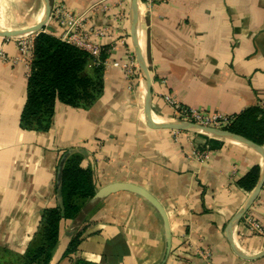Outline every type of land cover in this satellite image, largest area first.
I'll list each match as a JSON object with an SVG mask.
<instances>
[{
  "label": "crops",
  "instance_id": "obj_1",
  "mask_svg": "<svg viewBox=\"0 0 264 264\" xmlns=\"http://www.w3.org/2000/svg\"><path fill=\"white\" fill-rule=\"evenodd\" d=\"M60 1L73 12L100 4L88 17L106 29L92 37L108 52L103 89L88 107L58 101L48 130L25 129L26 65L0 58V250L21 256L38 237L44 211L62 204L60 163L77 154L81 166L93 171L96 189L129 181L158 197L169 216L171 248L158 209L137 192L119 190L80 199L76 217L61 221L49 264H73L78 257L95 264H208L198 249L211 251L209 264H264V255L254 257L264 251V235L247 222L250 216L264 224V185L227 234L255 188L238 180L258 165L259 182L263 153L235 138L149 126L140 67L130 78L113 65L136 54L131 0ZM102 3L110 7L104 10ZM45 9L44 0H0V28L33 26ZM44 29L57 36L62 31L53 20ZM137 30L156 121L173 120L165 94L209 112L235 114L258 105L264 93V0L151 6L140 0ZM0 49L10 59L19 55L17 41L1 35ZM193 146L210 149V157L198 160ZM78 234V250L68 252Z\"/></svg>",
  "mask_w": 264,
  "mask_h": 264
},
{
  "label": "trees",
  "instance_id": "obj_2",
  "mask_svg": "<svg viewBox=\"0 0 264 264\" xmlns=\"http://www.w3.org/2000/svg\"><path fill=\"white\" fill-rule=\"evenodd\" d=\"M108 52L102 48L101 59ZM104 64H95L91 54L59 36L40 30L34 42L31 72L28 76V95L21 114V126L29 130H48L52 125L56 103L62 101L74 107H88L103 89ZM233 132L264 144V109L258 105L235 113L227 126ZM198 148L203 149L198 146ZM60 179L61 206L44 211L39 235L25 253L17 257L28 258L26 264L38 261L49 264L60 239L61 221L74 218L80 211V199L92 197L97 189L94 173L80 164L77 154L62 159ZM260 166H253L238 180L240 186L252 190L260 176ZM80 234L74 236L68 252L78 250ZM73 264H95L82 257Z\"/></svg>",
  "mask_w": 264,
  "mask_h": 264
},
{
  "label": "built area",
  "instance_id": "obj_3",
  "mask_svg": "<svg viewBox=\"0 0 264 264\" xmlns=\"http://www.w3.org/2000/svg\"><path fill=\"white\" fill-rule=\"evenodd\" d=\"M149 6L156 2H164L168 0H142ZM51 15L50 20L57 22L62 28L61 33L58 35L62 40L77 45L78 47L88 51L95 64H104L106 66L107 58L101 59L102 46L99 42L94 40L93 35L104 34L106 29L99 28L90 24L88 12L92 9H96L100 4L93 5L89 10L85 12H73L62 1H51ZM102 9L106 10L110 7L108 3H102ZM39 32V31H38ZM38 32L6 37L7 39H14L17 41L19 55L10 59L4 50L0 49V58L5 60L22 61L27 68V74L31 72V61L34 54V42ZM114 66L120 67L126 73L128 77H132L138 68L139 63L135 53H131L126 60H116L113 62ZM164 100L173 108V120L177 121H191L204 126H212L219 128H227L231 123L235 114L224 113L220 111H204L194 106L182 103L173 94H165ZM260 106L264 109V93L259 100ZM192 132H197L190 130ZM194 157L200 161H205L210 157V149H200L197 146H193ZM247 222L251 230L258 234L264 235V224L252 217L247 218ZM197 253L208 264L210 263L211 251L209 249H198Z\"/></svg>",
  "mask_w": 264,
  "mask_h": 264
},
{
  "label": "water",
  "instance_id": "obj_4",
  "mask_svg": "<svg viewBox=\"0 0 264 264\" xmlns=\"http://www.w3.org/2000/svg\"><path fill=\"white\" fill-rule=\"evenodd\" d=\"M45 1V14L43 19L38 22L37 24L21 28V29H1L0 28V35L4 37H11V36H18V35H24L29 33L38 32L42 29H44L49 22L50 15H51V0H44ZM139 2L140 0H131V35L135 47L136 56L138 59L139 67L143 73V80L145 85V94H146V120L149 126L155 127V128H172L177 130H194L197 132H203L208 133L216 136H222V137H230L235 138L241 141H244L245 143L255 147L256 149H259L263 155H264V146L256 143L252 139L243 136L241 134H238L236 132H233L226 128H219V127H212V126H204L195 122L191 121H177V120H169V121H156V119L152 115L151 111V77H150V70L148 68V64L146 61V58L144 56L142 47L140 45L139 37H138V30H137V24L139 20ZM62 164L59 166V173L61 172ZM264 185V164H263V170L261 173V177L255 188L253 189L246 205L233 217L231 222L229 223V226L227 228V234L230 237L231 235V228L233 224L238 221L247 211V209L250 207L252 202L255 200V198L258 196L261 188ZM119 190H130L137 192L141 195H143L145 198H147L161 213L165 229H166V236H167V243H168V249L171 248L172 244V231L170 227V221L169 216L167 213L166 208L162 204V202L156 197L150 190H148L146 187L129 181H116L113 183H109L100 189H97L95 193V197H103L105 195H108L110 193L119 191ZM238 251V250H237ZM239 252V251H238ZM240 253V252H239ZM264 255V251L259 253L258 256Z\"/></svg>",
  "mask_w": 264,
  "mask_h": 264
},
{
  "label": "rangeland",
  "instance_id": "obj_5",
  "mask_svg": "<svg viewBox=\"0 0 264 264\" xmlns=\"http://www.w3.org/2000/svg\"><path fill=\"white\" fill-rule=\"evenodd\" d=\"M68 227H71V226H68ZM27 262H28V258L17 257L15 255H6L3 250H0V264H26ZM32 264H39V262L36 261V262H33Z\"/></svg>",
  "mask_w": 264,
  "mask_h": 264
}]
</instances>
